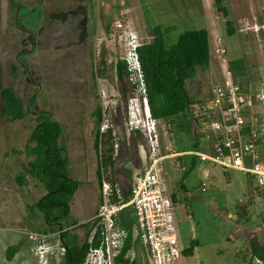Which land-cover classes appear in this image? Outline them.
Instances as JSON below:
<instances>
[{
	"label": "rangeland",
	"instance_id": "obj_1",
	"mask_svg": "<svg viewBox=\"0 0 264 264\" xmlns=\"http://www.w3.org/2000/svg\"><path fill=\"white\" fill-rule=\"evenodd\" d=\"M207 2L208 5L206 0H14L12 7V0H0V42L15 39V57L3 53L2 46L0 57L7 62L15 59L17 66L16 79L13 80L8 75L7 63L2 62L0 91L11 83L17 84V92L27 105L39 92L33 107L35 113L45 111L52 118L58 115V119L62 115L60 111L66 114L63 120L66 128L60 145L64 149L63 157L69 160L70 176L79 183L71 203V220H88L96 208V150L94 142L93 145L88 143L86 137L88 134L95 138L93 118L104 104L113 105L117 97L118 87L115 76L112 80L111 67L116 61L115 51L120 48L116 41L121 38V44H124L126 29L135 34L141 44L163 40L168 47H175L184 32L201 29L209 23L208 16H216L212 9L219 5L218 0ZM118 20L124 22L123 32L116 29ZM217 31L219 36L212 38L213 50L224 45L229 60L239 58V40L227 34L225 21L218 23ZM31 35L36 37L38 50L44 52L33 51V42L26 45L25 39ZM40 39L49 40V47ZM251 44L250 59L263 67L261 77L264 79V52L258 48L256 51L253 42ZM29 46L30 52L26 50ZM102 53L106 58L103 68L107 77L105 82L98 72L97 57ZM62 55L68 61L63 60ZM212 64L213 61L206 69L198 68L187 80V91L196 101L207 100L214 82L222 74L225 76L222 64L220 67ZM44 71L48 73L46 76H43ZM198 88L202 90L199 92ZM120 110H124L123 105ZM36 124L32 116L23 121H10L4 113L0 95V264L66 262L59 233L34 234V229L43 231L37 226H46L42 216L33 219L32 209V205L46 193L43 185L29 177V186L23 190L16 180L23 171L22 161L28 160L26 143ZM175 132L176 129L173 134H164L165 150L184 153L181 151L195 149L206 154L214 153L215 137L197 139L194 146L190 145L192 138ZM10 149L20 151V160L11 157L5 161V154ZM145 160L144 153L142 166ZM161 174L165 192L173 203L178 239L183 249L194 238L199 240L192 259L184 257L180 264H249L252 252L245 246L249 240L239 235L243 230L238 228L241 224L253 233L263 222L260 219L264 217V190L257 182L250 184L249 177L238 170L226 172L214 163L192 160L186 155L167 160L161 166ZM173 194L178 195L176 201ZM176 209L181 222L176 219ZM261 236L264 234H258ZM39 245H44L42 254ZM11 246L20 251L13 261L7 258ZM32 249L36 252L32 253ZM137 249H140L141 258L147 260L146 264H150L149 251L144 245L141 248L133 243L126 245L129 260L137 258Z\"/></svg>",
	"mask_w": 264,
	"mask_h": 264
},
{
	"label": "built area",
	"instance_id": "obj_2",
	"mask_svg": "<svg viewBox=\"0 0 264 264\" xmlns=\"http://www.w3.org/2000/svg\"><path fill=\"white\" fill-rule=\"evenodd\" d=\"M115 26L123 32L125 25L122 20H118ZM124 33V44H121V38L116 41L120 48L115 51V58L116 61L124 60L127 63L128 100L123 103L117 90L113 105L104 104L102 109L99 127L100 206L95 216V233L89 240V250L83 264L133 262L124 254L128 231L120 223L121 214L127 209L135 213L134 240L140 239L142 245L147 247L150 264H180L184 257L191 258L194 255H184L178 239L173 203L163 187L161 166L173 157L186 155L198 158L201 162L214 163L226 172L238 170L253 178L264 190V86L253 88L251 82H236L231 76L227 48L218 46L215 54L226 76L213 85L207 100L197 101L192 107L195 130L200 139L211 136L217 140L214 153L196 150L174 153L172 149L165 150L159 128L161 122L154 118L149 103L139 56L142 44L132 32L125 29ZM112 37L116 38L114 34ZM119 102L124 107L122 112L126 114V132L128 135L140 134V149L146 158L140 173L134 178L129 200L122 197L119 189L115 191L105 167L108 154L117 155L120 149L118 130L114 123V116L119 113ZM38 250L44 253V245H39ZM31 252L36 251L32 249Z\"/></svg>",
	"mask_w": 264,
	"mask_h": 264
},
{
	"label": "trees",
	"instance_id": "obj_3",
	"mask_svg": "<svg viewBox=\"0 0 264 264\" xmlns=\"http://www.w3.org/2000/svg\"><path fill=\"white\" fill-rule=\"evenodd\" d=\"M102 14V11H101ZM227 34H235L232 21H226ZM105 53H102L98 60V72L105 79L103 68L106 65ZM139 56L145 74V82L151 111L155 119L159 120L160 131L163 134H182L190 140L196 141L200 138L195 130V120L192 117V107L197 103L187 91V80L194 76L198 68L206 69L212 60L211 40L209 31L205 28L184 32L175 47H168L163 40L154 43H144L139 48ZM112 80L116 77L118 91L121 94L123 103L128 100V88L126 77L128 74L127 63L124 60L112 63ZM231 67L243 74L244 65L238 66L237 62H232ZM17 73V66H16ZM48 73L44 72L43 76ZM17 87V84H15ZM10 87L2 91L1 97L4 106V113L10 121H23L32 116L37 121L31 136L26 144L27 161H22V168L17 177V183L23 190L29 186L28 178L31 177L39 184L43 185L45 195L32 205L34 211L33 219H39V215L44 218L48 226H37L43 231L34 229V234L59 233V240L64 249L65 264H83L89 250V240L94 234L97 220L92 217L86 223L70 219L71 203L75 196L76 185L79 183L70 176L68 159L63 157V148L60 139L64 132V125L58 117L52 118L46 112L37 114L33 107L37 102L35 93L26 104L23 97L17 92L16 87ZM202 88H198L200 92ZM123 105V104H122ZM118 107V115L114 116V123L118 130L120 149L117 155L109 153L106 157V172L116 189L122 191V197L129 200L133 185V174L126 169V164L133 162L136 166H141L142 161L139 156V149L142 144L139 133H131L129 136L125 129L126 114ZM42 117V119H41ZM57 119V120H56ZM102 119V109L97 112L95 121L94 148L96 150V165L98 185L100 188L101 162L99 155V127ZM167 127V128H166ZM197 144V142H196ZM195 144V145H196ZM194 145V146H195ZM195 149L182 150L186 152ZM20 151L10 149L5 154V161L11 157L18 156ZM30 156V157H29ZM32 159V160H31ZM250 184L255 180L251 177ZM256 182V181H255ZM260 188V187H259ZM100 190V189H99ZM176 201V195L173 194ZM97 211L100 206V191L98 196ZM61 212V214H59ZM120 218V223L128 231L127 246L133 241L135 225V213L127 209ZM250 219H247L249 221ZM264 220V217L260 221ZM97 236V234H96ZM97 242V241H96ZM98 245V242L96 243ZM137 245L142 246L137 238ZM197 240H192L184 250L186 256H193L194 250L198 246ZM251 251L257 260L264 264V246L256 239L251 241ZM16 246L8 249L7 258L10 261L19 253ZM147 260L141 258L140 249H137V258L131 264H146Z\"/></svg>",
	"mask_w": 264,
	"mask_h": 264
},
{
	"label": "crops",
	"instance_id": "obj_4",
	"mask_svg": "<svg viewBox=\"0 0 264 264\" xmlns=\"http://www.w3.org/2000/svg\"><path fill=\"white\" fill-rule=\"evenodd\" d=\"M226 0H218L219 5L215 6V8H213V12L215 11L216 16H208V20L207 22H209L207 25H205L202 28H205L209 31L210 34V40H211V50H212V60L211 63L213 61L214 65L216 63V65H218L220 67V60L218 59L217 55L215 54V51L213 50V46H212V38L216 39L218 35V31H217V25L219 22H224L226 23V21H232L233 22V27L235 30V34L233 36H235L238 40H239V45H238V51H239V58H235V59H231L230 60V71L232 76L234 77V80L236 82H251V84L253 85V88H259L261 86H264V79L261 77L262 76V70L263 67L259 66L255 63H253L250 59V55L252 54V44L251 42H253L256 51L261 50L262 52H264L262 50V48L264 49V44L261 42V39L263 37L262 34H264V29H263V33L261 34L258 31L257 25H258V20L255 18V16H252V14H256V15H261L264 18V0H227V2H225ZM209 3L206 0V5H208ZM211 29V30H210ZM257 41L261 44L260 47L258 48L257 46L258 43ZM248 46V47H247ZM249 48V50H248ZM258 48V49H257ZM213 53L215 55H213ZM232 62H237L238 66L244 65L245 71L243 72V74L239 73L238 71H236L235 69H233L231 67V63ZM211 65V64H210ZM224 68V67H223ZM224 70V69H223ZM225 74V73H224ZM226 76V75H225ZM222 74V77L220 79H218L215 83L220 82L224 79L225 77ZM103 81L105 82L104 78ZM101 92L103 93V90H101ZM57 102H60V99H57ZM44 105V103L42 104ZM41 105V106H42ZM59 109V108H58ZM45 112V111H42ZM47 114H49L48 112H46ZM60 113L62 114L59 118V121H61L64 125V128H66V124L63 121L66 118V114L62 113L60 111ZM57 114H54V116ZM56 117V116H55ZM58 117V115H57ZM56 117V118H57ZM96 116L93 118L94 119V126L95 121H96ZM92 119V120H93ZM57 120V119H56ZM32 133V132H31ZM90 134H92V132H89ZM31 136V135H30ZM129 136V135H128ZM30 138V137H29ZM28 138V140H29ZM87 138L89 140H87ZM196 138V141H192L190 145H195L198 140H203V139H207V138ZM86 140L88 143H91L93 145L92 142H94V138L89 136L87 134ZM28 142V141H27ZM27 144V143H26ZM12 150V149H11ZM27 153V152H26ZM18 156H15L17 161L20 160ZM139 156L141 158V161L143 163L144 161V152L141 151V149H139ZM198 159V158H197ZM192 160H196L195 158H192ZM142 168V165L136 166L133 162H129L126 165V169L130 172H132L133 174V181L134 178L136 177L137 174L140 173ZM97 171V169H96ZM96 179L98 181V176L96 175ZM97 193L99 196V186L97 188ZM178 195H176L177 197ZM182 196V194H181ZM180 200V199H179ZM99 202L97 199V204H96V208L94 210V213L92 214V216L85 221H80V223H86L87 221H89L92 217H95L96 213H97V206H98ZM176 219L179 220L181 222V217H180V213L179 210L176 209ZM236 223V222H234ZM47 227L48 224L46 222L45 224ZM51 228V227H49ZM239 231L243 230L242 234L239 233V235H243L245 240H249L248 245H245L247 249H251V241L253 240H257L262 246H264V236L258 237V234L263 233L264 234V220L260 225H257L254 232H250L251 229H249V227H244L241 224H239ZM134 233V232H133ZM193 240H197L198 244H199V240L197 238H194ZM244 240V242H245ZM133 244H135L137 246V239L134 240V236H133ZM250 245V248H249ZM141 248V246H140ZM198 249V246H197ZM252 251H250L251 253ZM124 254L127 256V252H126V247L124 249ZM136 258H133L132 260H135ZM249 264H263L262 262H260L259 260H257L256 258H254L253 254L251 253V256L249 258Z\"/></svg>",
	"mask_w": 264,
	"mask_h": 264
},
{
	"label": "flooded vegetation",
	"instance_id": "obj_5",
	"mask_svg": "<svg viewBox=\"0 0 264 264\" xmlns=\"http://www.w3.org/2000/svg\"><path fill=\"white\" fill-rule=\"evenodd\" d=\"M13 1L14 0H12V7H13ZM10 32H12V31H10L9 30V33ZM32 38V40H30ZM31 38H29V39H25V41H26V45H29L31 42H33V43H35V48L33 49V51H36V52H44V50H38V47H37V40H36V37H33V35H31ZM20 40H22L21 38H20ZM17 41H19V39L17 40ZM14 42H15V39L13 38V39H10V41H7V43L5 42V41H3V42H0V46H2V48H3V53H6L9 57H15V51H14ZM40 42H43V43H45L46 45H47V47H49V40L48 41H46V40H43V39H40ZM257 43H258V45L259 46H257L258 48L260 47V43L257 41ZM6 44H7V46H6ZM33 45V44H32ZM6 47H7V49H6ZM5 48V49H4ZM6 50V51H5ZM26 50L27 51H31L30 50V46L28 47V48H26ZM262 50L264 51V49L262 48ZM62 59L63 60H65L64 58H63V55H62ZM3 61H5L6 63H7V65H8V70H9V72H8V75L10 76V77H12L13 78V80H15L16 79V62H15V59H13V60H11V61H6L5 60V58L4 59H1V57H0V65H2V62ZM65 61H68V60H65ZM72 67H73V65H72ZM45 72V71H44ZM14 86V84H10V85H8V86H6L5 88H3L1 91H0V95H1V93H2V91L3 90H5V89H7V88H10V87H13ZM1 99H2V97H1ZM2 105H3V102H2ZM97 183H98V181H97ZM99 186V185H98ZM100 189V188H99ZM100 191V190H99Z\"/></svg>",
	"mask_w": 264,
	"mask_h": 264
},
{
	"label": "water",
	"instance_id": "obj_6",
	"mask_svg": "<svg viewBox=\"0 0 264 264\" xmlns=\"http://www.w3.org/2000/svg\"><path fill=\"white\" fill-rule=\"evenodd\" d=\"M252 16H255V18L258 20V31L261 34L263 33V29H264V18L261 15H256V14H252ZM263 37L261 39V42L264 44V34H262Z\"/></svg>",
	"mask_w": 264,
	"mask_h": 264
},
{
	"label": "clouds",
	"instance_id": "obj_7",
	"mask_svg": "<svg viewBox=\"0 0 264 264\" xmlns=\"http://www.w3.org/2000/svg\"><path fill=\"white\" fill-rule=\"evenodd\" d=\"M117 91V90H116Z\"/></svg>",
	"mask_w": 264,
	"mask_h": 264
}]
</instances>
